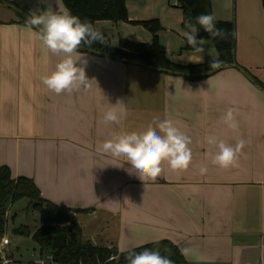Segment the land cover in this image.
I'll use <instances>...</instances> for the list:
<instances>
[{
  "label": "crops",
  "instance_id": "crops-1",
  "mask_svg": "<svg viewBox=\"0 0 264 264\" xmlns=\"http://www.w3.org/2000/svg\"><path fill=\"white\" fill-rule=\"evenodd\" d=\"M2 1L18 7L15 0H0V166L8 165L13 178L32 179L42 197L76 219L82 239L95 246L123 252L167 239L180 251L193 250L183 255L187 264H264V163L258 160L254 165L248 158L250 102L248 96L243 99L242 79L229 71L236 68L200 78L143 79L137 78L142 75L137 68L156 70L78 49L87 57L91 88L57 95L41 78L54 70L59 57L45 49L36 37L37 29L29 27L21 13H8ZM210 1L216 20L234 23L236 63L264 80L263 0ZM46 4L55 5L58 12L66 9L62 0ZM126 7L129 21L159 20V41L170 61L203 65L218 59L211 39L203 53L183 48V33L190 26L182 27V10L173 0H126ZM129 21L98 20L95 26L110 36L114 46L119 38L152 41L150 31L136 30ZM153 87H161L163 96L162 109L156 112L146 103ZM175 91L211 103V111H205L208 105L197 110V126L186 127L171 118L167 101ZM117 99L125 104L127 117L120 124H104L105 111ZM260 101L253 107L264 109ZM213 103L221 106L220 114ZM229 108L236 110L237 132L217 124ZM164 119H172L181 131L195 136L189 145L193 158L187 171L172 172L165 165L157 180L143 182L126 162L97 151V144L114 133L143 131L154 120ZM253 127L264 141V127ZM208 135L230 145L237 139L245 141L238 167L220 169L211 164L209 153L216 148L206 143ZM200 165H207L206 174L199 173ZM40 223L30 228L35 230Z\"/></svg>",
  "mask_w": 264,
  "mask_h": 264
},
{
  "label": "clouds",
  "instance_id": "clouds-1",
  "mask_svg": "<svg viewBox=\"0 0 264 264\" xmlns=\"http://www.w3.org/2000/svg\"><path fill=\"white\" fill-rule=\"evenodd\" d=\"M45 2V0H41ZM29 27L35 30L36 37L42 42L45 49L59 57L55 68L41 78L42 84L51 92L59 95L71 94L81 89H90L91 81L86 75L87 57L78 52V48H91L95 42L108 45L109 41L102 31L85 19L81 20L70 10L53 11L49 6L37 14L30 13L27 18ZM197 25L199 27H197ZM202 28L209 34V38L225 40L231 34L224 28L217 27L216 17L213 14H201L195 17V23H190V30L183 33L187 45L197 53H203L210 39H197V33ZM224 61L213 59L209 67L219 69ZM128 115L127 108L122 100L117 99L115 105L105 111L104 124H120ZM222 123L232 132H237L239 123L236 120V110L229 108L221 117ZM155 125V127L153 126ZM205 141L209 146L216 148L210 152L211 164L220 169H229L239 166V157L245 146V141L237 139L235 145L226 143L216 135H208ZM192 143L190 136L181 131L172 119L154 120L143 131L114 133L111 138L97 144V151L110 156L113 161L123 160L133 169L134 174L143 181H155L164 171V166L172 172L187 171L192 163ZM123 164H114L123 166ZM198 171L204 175L208 171L207 165H200ZM126 251L129 264H175L168 256L161 255L158 250L144 248L143 251ZM193 250L185 247L181 254L191 255Z\"/></svg>",
  "mask_w": 264,
  "mask_h": 264
},
{
  "label": "trees",
  "instance_id": "trees-1",
  "mask_svg": "<svg viewBox=\"0 0 264 264\" xmlns=\"http://www.w3.org/2000/svg\"><path fill=\"white\" fill-rule=\"evenodd\" d=\"M64 6L73 15L82 21L87 19L94 26L98 20H110L113 22L129 21L126 0H62ZM264 3V0H263ZM177 6L182 10L183 25L195 23V17L201 14H212L210 0H179ZM27 23V19L22 18ZM140 24L147 28L152 34L150 43L132 42L120 38L118 46L112 44L109 35L104 33L109 44L103 45L95 42L92 49L113 54L122 58L144 62L148 65L172 69L176 71L192 73L193 69L201 67L210 68V63L203 65H180L170 61L166 55L165 47L160 43L158 32L161 25L158 19L141 21H129ZM217 27L224 28L231 33L227 39H211L209 34L202 28L199 29L197 39H211L218 52V59L223 64L236 63L235 60V26L232 21L216 20ZM197 27H199L197 25ZM184 49H191L185 43ZM190 77V78H200ZM256 81L264 87L256 77ZM27 198L33 208L45 212L40 225L32 230L28 225L21 224L14 228L13 232L25 236H31L38 244L40 254H51L56 264H129L125 258L126 251L119 252L116 247L95 246L89 241L82 239L81 232L75 228L69 229L72 216L62 210L57 204L42 197L35 182L24 176L12 177L8 165L0 166V240L5 233L8 222V209L19 199ZM144 248L158 250L161 255L168 256L175 264H187L179 248L170 240L162 239L138 247L131 248L134 252L143 251ZM113 257L112 259H110Z\"/></svg>",
  "mask_w": 264,
  "mask_h": 264
},
{
  "label": "rangeland",
  "instance_id": "rangeland-1",
  "mask_svg": "<svg viewBox=\"0 0 264 264\" xmlns=\"http://www.w3.org/2000/svg\"><path fill=\"white\" fill-rule=\"evenodd\" d=\"M16 4H18V8L30 15L32 12H36L39 14L40 12L46 10L48 8L45 0V2H41V0H15ZM54 4V3H53ZM8 11V13L14 14L17 13L16 10L11 8H4ZM53 11H58V8H56L55 5H53L52 8ZM136 24H133L134 28L136 30H143L149 32L147 28L140 25L135 26ZM189 25V24H188ZM190 26V25H189ZM182 27L185 29L186 26L182 25ZM119 32V31H118ZM120 40V38H119ZM92 55V54H91ZM136 69V68H135ZM141 69V76H138L137 78H146L149 77H155V78H161V79H167V80H174L178 79L182 76H176L174 74H167L163 72H157V71H151L145 68H137ZM210 70V69H208ZM207 71V70H205ZM229 71H233L232 77L234 78H241L243 85L242 88V96L243 99L248 96V98H245L250 102L249 104V133L246 134V136L249 138L247 142V150L250 151L248 158L250 162H255L254 165H256L257 161L260 160L264 163V141H262L260 138V132L256 127L253 126H259L264 127V109L253 107L255 106L254 103L257 101H260L261 103H264V93L260 91L251 81L249 82L247 80V77L241 73L239 70L236 69H230ZM204 72V71H202ZM253 77L255 75L248 71ZM196 73V72H194ZM199 73V72H198ZM190 78V77H188ZM258 78V77H257ZM262 84H264V80H261L258 78ZM141 88V91H145V87H139ZM240 88V89H241ZM137 89V86H136ZM147 94H150L149 88L146 90ZM145 92V94H146ZM153 96L149 97L147 96V106L154 112L160 110L163 96H162V89L161 87H153L152 91ZM164 94V92H163ZM170 97L167 101L168 105V112L171 115V118H173L174 122H177L179 124L180 122H184V125L187 126H197V123L199 121V117L197 118V110H203V106L208 105L207 109L205 108V111L208 112L210 102L208 103H201L197 99L199 98H192V95H186V94H180L178 91H175L174 93H169ZM244 99V100H245ZM194 100V101H192ZM192 101V102H191ZM225 103V102H224ZM224 103H221V105L224 106ZM177 104H181L180 106H177ZM145 105V104H144ZM164 105V104H163ZM140 106L142 107L143 104L140 103ZM211 106H214L216 108L215 110L220 114L219 111L221 106L218 104H212ZM234 106V105H233ZM258 106V105H257ZM144 108V107H142ZM255 110H251V109ZM162 109V108H161ZM235 109V108H234ZM211 111V110H210ZM152 112V111H150ZM217 124L221 122L218 125L222 124V121L217 118ZM209 122V121H208ZM202 124V123H200ZM252 126V127H251ZM190 136L191 141L194 139V135L187 134ZM264 165L261 166V168ZM253 169L256 168V166L252 167ZM251 168V169H252ZM252 171V170H251ZM253 172V171H252ZM254 173H257V171H254ZM29 200L27 198H22L14 202L8 209V222L6 226L5 233L2 237H7L10 240V244L3 249L2 255H9L13 264H40L39 262L41 260L49 261L47 258V254H40V249L38 244L32 239L31 236H25L21 234H16L13 232L14 228L18 227L21 224L28 225L29 227H35L40 223V220L42 219L44 213L33 208V206H30Z\"/></svg>",
  "mask_w": 264,
  "mask_h": 264
},
{
  "label": "water",
  "instance_id": "water-1",
  "mask_svg": "<svg viewBox=\"0 0 264 264\" xmlns=\"http://www.w3.org/2000/svg\"><path fill=\"white\" fill-rule=\"evenodd\" d=\"M2 4H4L5 6L16 10L17 12L21 13L26 19L29 17V15L27 13H25L24 11H22L21 9H19L18 7H16L15 5H13L12 3H9L7 1H2ZM80 50L83 51H88V52H92V53H96L98 55H102V56H106V57H110V58H117L120 59L122 61H125L127 63H131V64H137L152 70H156V71H161V72H165L168 74H174V75H180V76H185V77H199V76H208L211 75L221 69L227 68V67H234L236 69H238L239 71H241L258 89H260L261 91L264 92V87L259 84L256 79L242 66L238 65L237 63H227V64H223L219 69L216 70H207L204 72H199V73H189V72H182V71H176V70H172V69H166V68H161V67H156V66H152V65H148L144 62H140V61H136V60H132V59H126V58H122L113 54H109V53H105V52H101L92 48H88L86 46H81L80 48H78ZM69 229L75 228L76 230H78L80 232V227L76 221V219H72L69 222L68 225Z\"/></svg>",
  "mask_w": 264,
  "mask_h": 264
},
{
  "label": "built area",
  "instance_id": "built-area-1",
  "mask_svg": "<svg viewBox=\"0 0 264 264\" xmlns=\"http://www.w3.org/2000/svg\"><path fill=\"white\" fill-rule=\"evenodd\" d=\"M173 1L176 5L179 3V0H173ZM9 244H10V240L7 237L1 238V240H0V264H13L9 255H2L3 249H5ZM47 258L49 259V261L41 260L39 263L40 264H56L52 260L51 254H47ZM112 258L113 257H111L110 259H112Z\"/></svg>",
  "mask_w": 264,
  "mask_h": 264
}]
</instances>
